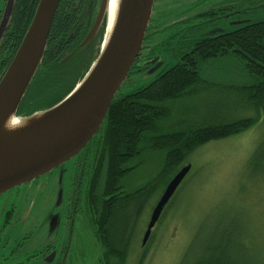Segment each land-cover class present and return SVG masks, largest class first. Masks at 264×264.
I'll use <instances>...</instances> for the list:
<instances>
[{
	"label": "rangeland",
	"instance_id": "374dc122",
	"mask_svg": "<svg viewBox=\"0 0 264 264\" xmlns=\"http://www.w3.org/2000/svg\"><path fill=\"white\" fill-rule=\"evenodd\" d=\"M3 5L4 0L1 2ZM223 8H228L230 16L211 24L216 26H209L210 32H230L248 23L264 20V0H157L151 25L162 28ZM170 34V30H163L154 43L169 42ZM162 48H159V53L166 60L167 67L174 66L177 60L172 51L164 52ZM156 75H139L133 85L126 83L121 87V94L150 84ZM201 77L205 84L197 86L191 96L164 105L170 115L159 121L160 131L149 139L191 127L198 128L206 123L226 124L240 119H258L257 123L245 132L201 146L187 157L180 170L190 165L191 171L164 210L145 246L142 242L151 212L178 172L161 179L165 154L153 150L148 142L143 144L142 153L133 161L137 167L125 178L123 186L127 194H133L157 179V188L143 196L141 218L126 249L125 264H200V261L211 258L213 248L224 247L226 243L229 251L236 258L240 257L244 264H264V152L257 159V166L252 168L253 156L264 145V115L248 105L241 88L250 86L252 80L244 73L239 59L213 60L203 67ZM62 169H55L32 183L3 194L5 199L17 189L27 192L30 196L27 203L35 210L28 221L30 218L40 222L45 218L46 224H49H35L30 249H44L58 235L56 232L50 236L48 232L59 215L53 207L61 205V202L63 204L66 195ZM7 203L4 200L3 204ZM84 203L90 204L89 201ZM49 206L50 212L44 209ZM138 207V203L133 202L126 212L120 214V219H128L130 227H133ZM52 216L54 218L50 221ZM91 226L78 225L76 229L74 251L77 258L82 259L78 264H99L98 260L105 252L102 244L94 239L95 228ZM120 227L124 226L121 224ZM95 258L98 259L95 261Z\"/></svg>",
	"mask_w": 264,
	"mask_h": 264
},
{
	"label": "trees",
	"instance_id": "16d2710c",
	"mask_svg": "<svg viewBox=\"0 0 264 264\" xmlns=\"http://www.w3.org/2000/svg\"><path fill=\"white\" fill-rule=\"evenodd\" d=\"M100 2L101 0H95L94 8L98 3L99 9ZM39 3L40 0H34L32 9L21 11L22 13L17 10L18 15L16 12V20L13 22L16 33L1 39L0 81L19 50ZM63 3L64 0H61V15L56 13L43 61L19 105L18 117H29L60 103L83 78L100 51L106 23H103L100 45L91 57L86 53L77 52L68 62H60L62 58L57 57L56 49H53L55 42L51 44V39L66 36L65 33L70 31L71 19H73L70 18L67 22L69 19L66 14L72 10ZM191 44L189 51L180 53L177 63L159 74L150 85L136 88L127 94H121L119 90L112 101L104 125L98 134V138L109 144L107 180L109 189L114 191L125 174L136 169L137 166L129 169L126 167L142 153V146L146 142L153 150L165 154L164 168L160 175L161 179H164L165 176H173L179 172L187 157L199 147L245 132L257 123L258 119H240L226 124L206 123L198 128L191 127L149 139L152 134L156 135L160 131L159 121L170 115L169 109L164 105L183 100L191 96L197 86L204 85L205 81L201 77L202 69L214 59L232 57L241 61L244 73L252 80L250 86L241 89L246 94L248 105L264 115V20L251 22L236 32L218 37L195 39ZM134 69L135 64L131 69L130 77L140 73L133 72ZM263 152L264 145L260 146L253 156L252 168L257 166L256 161ZM99 174L100 172L98 177ZM96 183L98 185V181ZM154 183L155 181L150 182L145 190L153 192L155 187L157 188ZM109 196H99L92 202L98 206L106 204ZM141 198L143 199L138 193L130 194L124 199L119 196L114 198L113 206L116 207L115 210L113 209L114 214L113 210H110V216H114V225L111 227L109 219H105L102 228L98 229L105 253L127 255L126 249L130 242L118 233L120 225L126 222V219H120L122 209L118 207L130 206L133 202L141 205ZM133 199L138 200L133 201ZM127 229L128 226L125 224L124 231L127 232ZM211 255V258L200 261V264H244L240 257L236 258L235 254L229 251L228 243L224 247L213 248Z\"/></svg>",
	"mask_w": 264,
	"mask_h": 264
},
{
	"label": "flooded vegetation",
	"instance_id": "af4514ba",
	"mask_svg": "<svg viewBox=\"0 0 264 264\" xmlns=\"http://www.w3.org/2000/svg\"><path fill=\"white\" fill-rule=\"evenodd\" d=\"M33 1L34 0H4V5L1 6L2 0H0V41L3 37L16 33L15 25L13 24V22L16 20L17 10L18 12H23L26 9H32ZM156 1L157 0H154V5ZM65 4L72 10V12L66 14V17L69 19L67 20V22L70 21V18H73L71 19L72 23L70 31L65 33L66 36L61 37L60 39L56 37L51 39V44L55 42V44L53 45V49H56L55 51L57 57H59V59L62 58V60H60L61 63L68 62L77 52L86 53L88 57H91L93 52H95V50L100 45L101 32L103 30L102 24L98 31L93 36L89 37L96 23L98 15V3L94 8L95 0H64L63 5L65 6ZM230 9H235V7ZM57 12L59 13V15H61V0L59 1L56 13ZM228 13H230V11H228V8L214 9L197 14L187 19L173 22L172 24H168L167 26L162 28L160 27V25L152 26L150 21L141 54L136 60L135 69L133 70V72L140 73L132 77L128 76L124 84L130 83V86L133 85V83H135L134 80H136L139 75L147 76L153 73H157V77L159 74L172 67H167L168 65L166 63V60L160 55L161 53H159L161 52L159 51L160 47H163L162 50L164 52L172 51V55L178 61L179 54L188 52L189 47H191L192 45L191 43L195 39L198 40L201 38L218 37L227 33L236 32L241 29V27H239L230 32L224 30L210 32L211 30L209 26H216V24H211L229 17L230 15ZM214 17L215 20H213ZM104 23H106V20L104 21ZM165 29L171 31V34L168 36L167 40L169 42L155 44L154 41ZM174 40L177 41L174 43ZM170 44L171 46H169ZM168 47H171V49H168ZM219 59L214 60L216 61ZM100 130L97 132L92 140L93 142H91L88 148H85L84 151H82L77 157L67 162L63 166L61 172L65 180L66 195L63 204L61 202V205L57 204L53 207L58 210L59 215L55 217L54 220L53 216L50 219V221L53 220L51 226L52 228L49 229L51 230V234L48 232L50 236L55 235L56 232L58 235L55 241L53 240L54 242L52 241L53 243L48 244L46 248H29L30 244L33 245L32 238L35 235V232L33 230L35 224H40L43 226L47 225L45 222V218L40 222H34L30 220V218L28 221V217H30L31 213L35 211L34 208L30 206L29 203H27L30 200L29 194L20 189H17L14 193L9 194L5 199L3 195L0 196V199H2L0 203V264H78L79 261L81 263L82 259L77 258L78 255H76L74 251L75 232L78 228V225L79 227H86L88 224L92 225L91 227L95 228L96 238L94 239L101 244L102 241L100 239L98 229L102 228V224L105 219H109L111 227L114 225V216H110V210L112 211L116 208L115 206H113L115 197L119 196V198L124 199L126 196L130 195L126 193V190L123 186V181L131 173L125 174L117 187L114 188V191L108 188V160H110V150L108 149L109 144L103 139H100V137L98 138ZM137 158H135L133 161H135ZM133 161H131V163L127 165L126 169L136 167V165H133ZM99 172L100 174L98 177L97 175ZM96 181H98V185ZM156 185L157 179H155L154 183V186ZM36 190L37 189L33 190L32 192ZM155 190L156 187L154 191ZM136 193L141 194V197H143L146 195V193L151 194L152 192L151 190H145V188H142L137 190V192L133 194ZM106 195H110L106 201L108 203L99 206L93 204L92 201L93 199H96L95 196L104 197ZM4 200L8 202L7 205L3 204ZM136 200L138 199H133V201ZM14 201L19 202V204H13ZM85 201H89L90 204L84 203ZM20 202L24 203L21 204ZM138 205L139 209L136 211L137 213L133 224L134 226L130 227L127 219L126 222L122 224V226H125L126 224V226H128V231L125 232L124 229L121 232L119 231V234L122 235L121 237L126 240L128 239L129 242L131 240V237L133 238V234H135L133 230L136 229L141 218L139 216L142 213L141 211L143 209V204ZM128 207L129 206L126 205L118 207V209H122V214L123 212H126ZM44 209L50 212L51 206L45 207ZM114 210L112 211L113 214ZM153 210L151 212V217L153 214ZM87 217L89 218V220ZM120 228L124 227H119V229ZM97 259L95 258V261ZM126 260L127 255L123 253L104 252L98 260V263L125 264Z\"/></svg>",
	"mask_w": 264,
	"mask_h": 264
},
{
	"label": "water",
	"instance_id": "95a60500",
	"mask_svg": "<svg viewBox=\"0 0 264 264\" xmlns=\"http://www.w3.org/2000/svg\"><path fill=\"white\" fill-rule=\"evenodd\" d=\"M59 1L40 0L23 42L0 81V112L14 97L13 118L29 127L36 125V119L47 117L32 134L0 145V196L63 167L89 147L141 54L154 5V0H122L116 28L105 47L110 0H101L89 37L105 20L106 30L100 51L88 71L54 107L29 117H18L19 105L43 61ZM190 171V165L183 167L167 185L153 210L143 246Z\"/></svg>",
	"mask_w": 264,
	"mask_h": 264
},
{
	"label": "bare ground",
	"instance_id": "6f19581e",
	"mask_svg": "<svg viewBox=\"0 0 264 264\" xmlns=\"http://www.w3.org/2000/svg\"><path fill=\"white\" fill-rule=\"evenodd\" d=\"M122 0H110L108 7V30L107 40L105 47L108 46L114 30L116 28V22L119 15V9ZM85 84V83H84ZM81 85L80 88H82ZM80 88L78 90H80ZM14 98V97H13ZM13 98L7 102L5 108L0 112V145L8 142H15L21 138H25L27 135L37 131L40 126L47 120V117L43 116L35 120V126H27L22 120L13 118L11 114V106Z\"/></svg>",
	"mask_w": 264,
	"mask_h": 264
}]
</instances>
